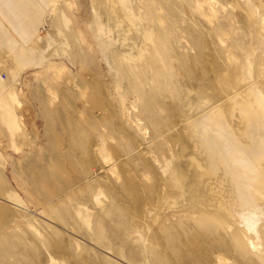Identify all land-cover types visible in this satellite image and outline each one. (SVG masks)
Returning a JSON list of instances; mask_svg holds the SVG:
<instances>
[{
    "label": "rangeland",
    "instance_id": "374dc122",
    "mask_svg": "<svg viewBox=\"0 0 264 264\" xmlns=\"http://www.w3.org/2000/svg\"><path fill=\"white\" fill-rule=\"evenodd\" d=\"M114 1L57 0L4 58L0 264H264V239L193 208L194 180L169 185L201 109L250 85L264 100V0H133L159 56L140 72L112 62Z\"/></svg>",
    "mask_w": 264,
    "mask_h": 264
},
{
    "label": "bare ground",
    "instance_id": "6f19581e",
    "mask_svg": "<svg viewBox=\"0 0 264 264\" xmlns=\"http://www.w3.org/2000/svg\"><path fill=\"white\" fill-rule=\"evenodd\" d=\"M114 4L126 11L113 9ZM114 4L105 7L106 22L119 33L123 30V35L115 32L122 41L112 62L118 66L119 59L122 66L138 72L152 67L159 56L151 21L138 20L139 7L133 0H115ZM102 25L96 20L94 27L104 48L107 40L101 37ZM13 54L19 60L27 57L20 50ZM223 97L222 105L213 101L200 110L196 119L199 153L189 155L185 172H179L175 184L172 171L169 185L179 190L181 181L194 180L196 185L189 190L193 208L220 216L235 229L243 226L257 240L264 239V100L255 85Z\"/></svg>",
    "mask_w": 264,
    "mask_h": 264
},
{
    "label": "crops",
    "instance_id": "0c3cea01",
    "mask_svg": "<svg viewBox=\"0 0 264 264\" xmlns=\"http://www.w3.org/2000/svg\"><path fill=\"white\" fill-rule=\"evenodd\" d=\"M56 1L0 0V82L5 79L6 55L35 40L46 11Z\"/></svg>",
    "mask_w": 264,
    "mask_h": 264
}]
</instances>
